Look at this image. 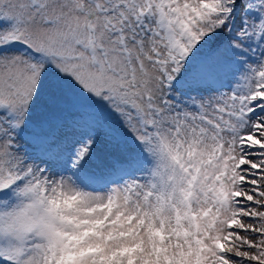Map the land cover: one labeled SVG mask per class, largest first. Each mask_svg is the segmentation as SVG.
I'll list each match as a JSON object with an SVG mask.
<instances>
[{"label": "snow or ice", "instance_id": "1", "mask_svg": "<svg viewBox=\"0 0 264 264\" xmlns=\"http://www.w3.org/2000/svg\"><path fill=\"white\" fill-rule=\"evenodd\" d=\"M0 264H264V0H0Z\"/></svg>", "mask_w": 264, "mask_h": 264}]
</instances>
